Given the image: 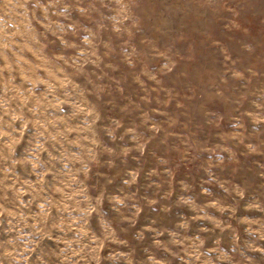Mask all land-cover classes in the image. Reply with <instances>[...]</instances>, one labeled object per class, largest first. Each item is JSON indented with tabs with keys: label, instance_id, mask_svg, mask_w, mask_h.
<instances>
[{
	"label": "rangeland",
	"instance_id": "1",
	"mask_svg": "<svg viewBox=\"0 0 264 264\" xmlns=\"http://www.w3.org/2000/svg\"><path fill=\"white\" fill-rule=\"evenodd\" d=\"M0 264H264V0H0Z\"/></svg>",
	"mask_w": 264,
	"mask_h": 264
}]
</instances>
